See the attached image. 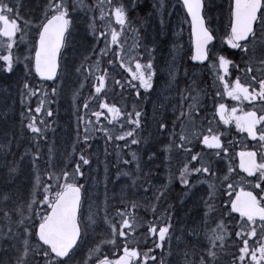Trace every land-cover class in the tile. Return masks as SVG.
Returning <instances> with one entry per match:
<instances>
[{
	"label": "rangeland",
	"instance_id": "374dc122",
	"mask_svg": "<svg viewBox=\"0 0 264 264\" xmlns=\"http://www.w3.org/2000/svg\"><path fill=\"white\" fill-rule=\"evenodd\" d=\"M205 1L208 17L211 20V23H213V28L219 35L218 42L212 48V54L214 57H212L211 62L213 63L215 58L219 56V48L225 43L224 41L227 36L230 21L231 0ZM5 2L8 3L10 7H14V9L18 8V16L20 18L18 23L21 31L17 33L16 42L12 49L13 57L19 58L13 65L14 71L7 72L0 70V144L8 145L6 150H0V176L3 170L4 173L6 172V169L2 166L5 160V151H7V156L11 150L14 152L13 147L16 139V137H14L15 131L17 133L19 130H28V124L26 121L29 123L31 117H35V109L40 106V100L43 99L44 101L49 102L48 99L43 98V89L36 84V80L31 73L33 69V54L38 36L37 25L44 19L45 8L48 4V0H5ZM100 2H103V0H100ZM68 3L71 4L72 0H68ZM85 3L90 6V10L87 11V13L84 11L73 13L74 23L70 29L71 35L68 42H66L62 53V74L60 75L59 80L50 87L49 91H47V93H51V101L53 103L52 105L50 103L44 104L41 112L38 113L39 117H35L36 123H39L42 126L47 125L50 128L53 127L54 129L47 134V140L50 144L55 146V153L53 149L49 148L46 156V158L51 162V165H53L51 173L60 174L62 171L69 172V167L72 166L71 161H73L72 159L74 157V153L72 151L71 138L78 135V132L80 134L81 128L78 117L85 113L83 112L85 111L83 104L89 97H86L87 92L85 88L89 82L88 78L93 77V74L96 72L93 71L92 75H88V68L90 63H93L95 68L99 69V65L97 64L99 56L97 58L98 53L95 52V48L97 49L100 44L102 45V48H106L105 37H100L99 33L101 31H106V38L109 44L111 41V29H115L116 27L115 30L121 33L119 43L124 42V45L125 42L127 43V49L124 47L126 50V54H124L126 64L128 63V57L131 56L133 58V62L130 66L133 69L135 58H144L140 54L144 56L151 55L152 63L155 61L156 65L158 64V75L157 77L155 76L156 83L153 82V87L150 89L152 92H148L150 96L151 108L148 120L149 129L143 134L140 146L142 154L145 153L147 157L145 163V168L147 167V169L144 171L148 174H159L161 172V170H159L160 167L154 163V161L158 159L159 154L162 153L165 156H174V165L182 158V151H177L174 146L170 152H165L164 147H159L170 143L173 139V137L170 136L173 129H175L176 133H179L181 123H183L185 127L188 128L189 132H191L192 126L194 125L196 130L200 131L202 135L198 138L192 137V143H197L198 139H201L203 135L208 132V129H205L204 126H210L212 131L215 129L213 126L208 125V121L205 119V116H203V119H200L199 124L194 121L191 123L189 121H183L180 116L181 111L185 113L181 106L185 102L184 93H187V88H183L179 80L182 74H187L188 72V69H186L185 73H183L182 60L186 50L188 51L190 48L189 29L188 26L185 27L183 18V12L185 13L184 7L182 4H179V0H163L164 7L160 6L161 0H148L149 5L146 6L143 12H140L143 16L144 27L140 29V45L135 47L134 45L128 46L129 40H131V34L134 33L131 28L132 21H128L123 30H121V26L116 22L114 15L111 19H101L100 10L97 6L98 0H85ZM140 3L141 2L139 0H111V8H114L119 4H123L128 14L132 10L133 6L136 8ZM103 11L106 14H110V5L108 3L104 4ZM171 18V33H174L171 37L172 44L169 48V59L166 60V64L159 59H157V61L154 59L153 61L154 48L158 39L157 23L161 19ZM25 21L29 22L28 25L25 24ZM93 21L95 22V33L89 27ZM138 31L139 30H137V32ZM21 32L23 33V38H21ZM90 39L96 43L93 53V50H89V43L91 42ZM142 48L144 49L143 52L140 51ZM106 50L107 49H105V52ZM99 52L102 54L101 49ZM3 54L5 53L0 52V55ZM26 57L27 59H25ZM91 58L92 60L89 63ZM3 64L4 62L0 60V69L3 68ZM81 65H83V67L81 68V72L78 73L76 69L81 67ZM194 70H190L191 76L195 75L196 72ZM170 73L174 74V76H170ZM123 78L124 75L120 74L118 71H114L111 73L108 81H110L111 86H114L116 84L114 81H123ZM205 79L209 82V84L205 87L210 89L208 92L210 94L212 93L213 87V84L210 81L212 80L210 74L205 73ZM195 81L199 82L198 80ZM25 82H27L29 87L36 93L32 98L31 95L28 94V91L23 87ZM53 88L57 89L55 94L51 91ZM189 90L196 92L199 91L196 83H194L193 86L191 83ZM196 95L199 94H195L194 96ZM32 99H34L35 105L30 107L29 102ZM94 107H96L94 103L90 104L89 100L88 113L95 112ZM180 107L182 109H180ZM49 108L52 110L51 116L47 115V110ZM174 115L176 116L175 121L171 118ZM157 118L164 123L166 122V119L171 118L169 120L171 122L173 121V123L169 121V126L166 125L168 129L167 132L160 130L159 126L154 123V120ZM50 128H47V130H50ZM151 133L153 134V139H151ZM222 138L227 139L230 144H233L237 139L231 131H226L222 134ZM57 140L59 141L58 143ZM175 140L176 143H179L178 135L175 137ZM113 142H115L114 139L111 140V143ZM254 143L258 145L256 148L260 150V162L264 159V144L258 139L255 140ZM248 144L249 143L247 141L246 143H237L234 148L228 149L227 154L221 151L220 156H216L215 152L217 150L213 149L209 152L201 153L204 162L210 165L211 171L215 172L218 177L227 174L228 167L233 169V172L230 174V179L227 181V183H231L233 185V189H227L222 186L219 180L215 181L217 185L216 198L214 201H210L213 203L214 207L210 217L208 218L210 222L205 224L204 214L207 211L205 207V200L208 199V183L212 182V177L196 174L189 180L190 183L194 185L193 187L189 188L185 185H181L179 187V193L181 195V215H179L180 218L176 230L171 232L170 241L165 242L161 253L160 264L161 260H163L164 264H181V261L178 260L177 257L181 244L189 237L192 241L199 240L203 235H205L204 238H207L206 229L214 228L216 223L220 220L223 221L226 229L225 240L231 237V230L233 228L240 230L238 225L241 219H236L237 217L230 211V203H225V201L228 200L229 196L233 199L236 192L241 187L255 190L260 196L261 194H264L261 193L259 189L253 187L256 183V179L254 178L256 176L255 174V176H249L248 173L243 172L249 177L241 174L239 175L241 169L239 167V153L248 149ZM186 147L189 146L186 145ZM91 148L92 159H88L89 164L87 165L88 167L90 166V174H88V178L84 182L85 185L83 186L85 194L81 221L87 219L90 211L92 213H98L99 217L97 219V224L88 228L87 234L83 237L74 256L78 260L81 258V260H79L80 262H77L79 264H92V262L100 257V255H115L118 251L117 236L113 238L111 229L103 222L105 212H107L112 221L117 224V228L121 222L120 217L116 214L117 211H108V203L106 201L105 194L107 193L108 199L109 190L105 185L107 180L106 171L103 168V158L105 157L104 149H107L108 145L105 143H97L96 141L95 145L91 146ZM195 149L198 148L195 147ZM150 154H155L152 159H149ZM24 156L25 158L23 159V162L27 161L26 155ZM54 156H56V160L53 161ZM130 157V167L136 168L137 162L139 163V166L141 165V161L138 158L134 161L132 156ZM195 162L196 166H199L197 161ZM30 166L33 172L31 177L28 178L26 173H20V171L17 173L21 175L23 174L22 179L26 176V180L31 183L29 185L26 184L28 193H31L33 190L36 175H39L41 179L42 172L47 169V166H43V161H35L34 165L31 161ZM121 166L123 165L120 163V160L111 163V167L113 168ZM241 170L243 171V169ZM131 171V176H135V170L132 169ZM170 172L173 176L171 180L169 179ZM178 176L179 169L174 167L173 172L171 170H164L161 172V176L151 180V188L153 192L152 199L149 200L146 195H143L142 199L147 202V206L139 208V212L142 214L146 212H149L150 215L155 214V211L153 210L156 209L159 204L166 203V200L170 198V196H166L163 200L166 192L170 195H175V192L177 191L176 183ZM130 181H132L130 174H120L113 180L112 192L119 200L128 197V193L130 192ZM63 182L64 179L61 176L60 183ZM51 184L55 187L54 180H52ZM13 185H16V183H13L12 180L10 182L12 197H14L16 193L21 192V187H13ZM0 188H4L6 191L9 190L6 186L4 187L1 184ZM160 189H163L162 193L159 191ZM157 196H159L158 200L156 199ZM168 203L171 206L175 205L172 200ZM152 205H155V208H153ZM163 208H165V205H163ZM165 209L162 210L165 211ZM149 227L151 226L148 221H139L134 232L136 233L135 240L138 244L145 242L147 232H142V230L146 229L148 231ZM193 227L197 229L196 235H193L190 231ZM204 228L205 233L202 235ZM257 232L258 235L256 237H245L249 240V244L256 247H258L261 242H264V232H260L259 227L257 228ZM178 237L179 239H177ZM113 239L114 243L112 242ZM101 241H103V243H101ZM98 244L100 245V251L97 254L90 256L89 250L95 248ZM222 248L223 247H218L219 250ZM14 257L15 254L12 253L10 247L7 251H5V248L0 245V260H3L4 264H15Z\"/></svg>",
	"mask_w": 264,
	"mask_h": 264
},
{
	"label": "snow or ice",
	"instance_id": "6c2138e0",
	"mask_svg": "<svg viewBox=\"0 0 264 264\" xmlns=\"http://www.w3.org/2000/svg\"><path fill=\"white\" fill-rule=\"evenodd\" d=\"M183 6L187 9L188 15L191 17L192 32L195 37L196 42V54L192 57L194 60L206 61L211 55L210 42L213 41V33L205 26L204 16L202 15V9L204 4L202 0H182ZM108 3L110 5V14H106L103 11L104 4ZM100 10L101 19H111L114 15L116 22L121 26L123 30L124 26L128 23L127 21V10L123 4H119L114 8H111V0H103L100 2L98 0L97 4ZM161 7H164L163 0H161ZM90 10V6L85 3V0H72L69 4L68 0H48V4L45 8V16L41 23L37 25L38 28V41L35 46L34 61H35V71L41 77H46L47 79H53L57 76L58 55L62 47L66 43V39L71 35V27L73 26V13L78 11ZM15 17V18H13ZM18 8L10 7L5 0H0V52L5 54L0 55V60L4 62L2 71L12 72L14 71V63L19 59L14 58L12 54V49L16 42V35L20 32V25L18 23ZM28 21L25 24L28 25ZM89 27L95 33V22L91 23ZM259 28L262 33H264V0H232L231 5V32L227 36V43L233 49H239L243 53L247 54L249 50V41L256 40V29ZM135 32V29H132ZM121 33L117 32L115 29H111V43L118 44L119 37ZM100 37H105L106 47L108 44L106 38V31H101L99 33ZM21 38H23V33L21 32ZM104 53L105 49H101ZM120 59L121 67H126L128 72L131 74V80L128 84L131 88L135 89L136 95H140V89L145 91L153 87L152 79L154 76L153 64L151 59L147 61L146 64H141L140 59L135 58V71H133L130 66L133 62L131 56L128 57V63H125V57L117 53ZM27 59V57L25 58ZM111 63V61L109 62ZM264 65V60L260 61ZM233 62L229 60L224 55H219L215 58L212 63V68L216 71L217 80L223 82L224 93L231 97L237 102L248 101L250 104L260 103L264 105V78L257 80L255 75H252V67L248 66L245 71L250 79V83H241L239 76L231 83L225 79V76L229 74V66ZM81 67H78L76 71L81 72ZM238 67V66H236ZM93 71L99 72L100 69L95 68V65H90L88 68V75H92ZM103 75H96L95 79L97 83L94 85L95 94H102V90L106 89V78L107 69H104ZM257 71H264V68L257 69ZM170 76L174 74L170 73ZM138 81V84L132 83V81ZM116 84H121V81H114ZM254 85H258L254 86ZM83 86V85H81ZM24 89L28 91L29 95H35L27 82L23 85ZM121 87L123 85L121 84ZM52 93L55 94L57 89H51ZM45 93L44 95H46ZM220 95L219 92L216 94ZM94 99V97H89L85 100L83 108L85 109V115L88 114L89 100ZM183 99V97H182ZM41 105L44 104L42 100ZM200 100L199 95L192 96L191 101L188 104L187 119L192 122V113L200 111ZM99 108L101 110L106 109L110 116L109 123H119V118L124 117L129 129L122 131V135L115 137L118 140H124L129 138L130 143L138 144L139 140L132 139L137 134V129L141 126V116L140 111H135V105H133V112L128 113L122 111L120 107L116 104H109L105 101H100ZM31 111V110H30ZM216 111L220 116V119L224 121L225 124L234 121L236 127L244 132L246 131L248 136L253 139H257L260 142H264V114L258 115V110L244 111L240 110V114H237V108L233 107L230 110L226 108L224 103L216 105ZM36 113L41 112V106L35 109ZM47 115H52V110L49 108L47 110ZM91 115L96 117V122L100 123V117L105 115L104 111H95ZM180 116L185 117V113L181 111ZM78 121L84 123V135L83 141L85 143L89 140V129L93 125V121L89 118L86 121L83 116L78 117ZM260 126L259 128L257 126ZM27 128L31 130L34 137L39 139L42 135V129L37 127L36 118L33 116L27 125ZM123 129V125H121ZM159 129L163 132H167V126L165 123L161 122L159 124ZM101 131L107 134V139L112 140L113 136L109 133V129L101 124ZM211 129L208 132L211 133ZM79 136V132L77 133ZM178 135L179 143H176L175 137ZM202 133L196 130L195 126H192V131L189 132L188 128L181 123L180 132L176 133L173 129L170 136L173 139L168 145L164 146L165 152H170L174 146L177 151H182L186 154L191 155V160L186 161L183 166L179 169V179L182 185L188 186L189 188L194 185L190 183L189 177L195 173L201 176H211L212 182L208 183V199L205 200V207L207 211L205 212L204 223L210 222L208 219L213 210V203L216 198V180H219L221 185L227 189H233V185L227 183L230 179V174L233 172L231 167H228L227 174L218 177L215 172H212L210 165L206 164L202 158V154L199 152L193 153L190 147L186 145H191L192 137H199ZM201 144L207 146L209 149L217 150L215 152L216 156H220V152L227 154L228 148L222 145L219 134L203 135V139L200 141ZM128 144L125 143V147ZM8 145L0 144V150H6ZM39 155L37 150L36 153L32 155V163L35 161ZM155 154H150L149 159H152ZM7 151H5V160L3 162V167L6 169L5 178L0 179V183L7 186L18 173V166L11 164L6 159ZM240 164L239 167L243 169L244 172L248 173L249 176L258 174L254 178L256 183L253 185L254 188L259 189L261 193H264V159L260 162L257 161V152L255 151H241L239 153ZM24 155L20 157L23 161ZM133 160H137L136 154H132ZM171 161V156H165V164L167 166L168 162ZM192 161H197L199 166L190 167ZM127 163V162H126ZM89 160L86 156L81 153L79 157V162L74 166L73 171L69 173L68 171H62L60 174H54L49 172V180L55 181L56 191L53 192V185L50 183H41L39 175L35 177V183L33 185V190L30 193V199L23 206L17 205L14 211L20 216V219L15 221V229L11 227L12 220L11 215L13 210L0 209L3 212V216L9 222L8 231L0 233V235L6 236L10 243L5 245V251L10 247L15 253L14 257L15 264H71L77 249L79 248V241L87 234L89 227H93L97 224V219L99 217L98 213L89 212L86 220L81 221V216L83 215L81 210L82 200H81V189L82 185L75 182H69L70 180H75L77 178L83 177L84 173L81 172L82 165H88ZM137 168L139 169V163L137 162ZM119 175V173H118ZM127 175V173H126ZM61 176L64 179L63 183H60ZM173 178L172 173H169V179ZM136 177L132 178L133 185L136 183ZM207 182V181H203ZM151 182H148L147 191L151 188ZM42 189V191H41ZM159 191H163L160 189ZM42 195V199H38V196ZM106 201H107V193ZM12 198L11 191L4 190L0 188V203L7 204ZM159 199V196L156 197ZM131 207L136 209L138 207L135 201H131ZM225 203H230L231 212L239 213L241 220L239 222V229L235 232V236L243 240V246L239 249L238 257L234 258L233 264H236L238 259L240 262L245 260L246 256L250 255L249 264H264V242H261L258 247L252 249L249 248V240L245 237L251 238L258 235L257 228L259 227L260 232H264V195L259 198L253 191L245 190L241 187L235 194V199L231 196ZM39 205H45L46 208H40ZM155 208V205H152ZM50 209V210H49ZM121 217V222L117 228V224L112 221L105 212L103 217V222L111 229V234L113 238L117 235L121 238L127 240L130 234H134L135 229L138 226V218L132 211H121L117 210L116 213ZM38 221V223H37ZM83 223V229H82ZM159 218H157L156 223H152L151 227L148 228V232L152 234L153 242L155 247H163L166 241L171 239V223L160 224ZM193 235L197 234V229L193 227L190 229ZM158 234V240H157ZM206 235L208 240V247L204 249L208 258L211 261H215L216 251L214 249L222 247L225 241L226 229L222 220L218 221L214 228L206 229ZM35 239V243H33ZM179 239V237L177 238ZM114 243V239L112 241ZM219 242V243H217ZM19 243L20 247H17ZM103 243V241H101ZM100 251V245H96L95 248L89 250V255H95ZM150 251V250H149ZM258 253V254H257ZM141 254L135 247H129L127 243L123 248V254L117 259H109L107 255L103 258H98L96 264H133L135 258L139 257ZM144 261L149 259L148 252L143 255ZM0 264H4L3 260H0ZM135 264H141L139 260H135ZM152 264H155V258H152ZM161 264H164L161 260ZM190 264V262H189ZM200 264H208L203 257H201Z\"/></svg>",
	"mask_w": 264,
	"mask_h": 264
},
{
	"label": "trees",
	"instance_id": "16d2710c",
	"mask_svg": "<svg viewBox=\"0 0 264 264\" xmlns=\"http://www.w3.org/2000/svg\"><path fill=\"white\" fill-rule=\"evenodd\" d=\"M149 3L148 1L144 0L140 5H138L136 8H133L132 11L129 12V18L130 19H133V20H136L137 17H139V15L141 16L142 20H143V16L139 13V10L141 12H143L146 8V6H148ZM139 24H133V26H138ZM138 27L134 28V29H137ZM114 46V44H110V49L107 51V54H104L103 56H101L102 60L99 61L98 63V67L100 69V71L97 73V75H103L104 74V69H107V74L111 73L112 72V65L115 63V57H114V53H113V49L112 47ZM129 46V44H128ZM99 55V54H98ZM143 57L145 58H140L142 61H141V64H146L147 61L151 58L148 57H145L143 55ZM111 61V63H109ZM91 65V63H90ZM89 65V66H90ZM88 80H95V77L91 78L89 77ZM131 80V78L129 79ZM188 82L191 84L192 82H195L194 80H189L187 79ZM134 81V80H133ZM198 81L200 82V87L202 88V90L204 91L205 93V96L207 98V103H211V99H215L216 98V95L215 94H212V93H208L210 89L206 88L205 86H207L209 84V82L207 81H203L202 78H198ZM222 88L223 87V84L221 85ZM220 87V88H221ZM93 90H95L93 87H89V97H94V99H91V100H95L97 102V104L100 103V101H105L107 102L108 101V97L110 96L108 93H105L104 91L102 92V94H95V92H93ZM126 91H127V96L131 97V96H136V94L132 93L130 94V91H132V88L130 86H128L126 88ZM148 90L145 91L144 89H141V93H140V98L143 99V102H146V99L148 98V94H147ZM122 96V93L117 95L116 96V100L115 101H111L110 104H116L117 106L119 105V98ZM86 97H88V95L86 94ZM88 97V98H89ZM213 101V100H212ZM30 107H33L35 105L34 103V99H32L30 102ZM108 103V102H107ZM142 113H143V110H142ZM84 117V120L86 121L87 119H91V116H89L88 114L85 115V113L82 115ZM103 119V118H102ZM92 120V119H91ZM28 124V123H27ZM37 127H40L42 129V135H40L39 139L37 140L36 137L33 136V134L31 133V130L28 129V130H19L17 131V137H16V140L17 141H20L22 143H24L26 146H23V145H15V148L16 149H24V151H33L34 153L39 152V156L41 157L42 161H43V166H47V169L46 171H43L42 172V177H41V183H52V180H49L48 178V173L49 172H52L53 170V165H51V162L49 161V159L46 158L47 156V151L50 149H55V146L50 144L49 141L47 140V134L51 131H53V127H49V126H42L41 124L39 123H36ZM80 134L79 136L77 135V151L75 150L74 151V156L79 159L81 153L83 150L84 151V155L86 157L89 156V151L88 149L90 148V141L88 140L87 143H85L83 141V135H84V123L80 121ZM116 129H118V126L116 125ZM47 128H50V130H47ZM91 130V132H90ZM119 131V130H118ZM89 132L88 133L89 135L92 134V133H100L98 127L96 125H93L90 127L89 129ZM95 135H90V139H92V137H94ZM15 140V141H16ZM225 143H228V141L224 140ZM27 143V144H26ZM73 148V147H72ZM117 150V149H116ZM42 151V152H40ZM118 151V150H117ZM115 150H108V153H105V157L103 158V160H106L107 161V164L109 163L108 165V183L111 184V182L118 176V173L121 171L120 168H113L111 167V163L112 162H115L117 160H123V158L125 157L124 156V153H120L119 151L117 152ZM191 160V157L187 158L180 166V168L183 166V164L186 162V161H190ZM77 164V163H76ZM75 161H73V163H71V167H73V165L75 166ZM190 167H194V161L191 162L190 164ZM81 172L84 173V176L83 177H80L78 179H75L77 180V182H81L82 180H84L85 176L87 175V166H83L81 167ZM195 173H193L190 177H189V180L192 178V176H194ZM5 177V173L4 175L2 176V178ZM16 181V185L15 186H18V187H21V192L20 193H16L14 195V197L11 198V200L5 204V206H1L2 208L4 209H8V210H13L12 211V215H11V220H12V225L11 227L13 228V230H16L15 229V221L19 220L20 219V216L14 211V209L16 208L17 205H20V206H23V204L27 203L28 200L31 198L30 197V193H28L27 189H26V184H31L29 183L28 180H22L21 178V175L17 174L14 179ZM33 183V182H32ZM180 179H179V176L177 178V183H176V187L178 189V187L180 186ZM57 189H54V187L52 188V191L55 192ZM42 191V189H41ZM178 191L175 192V195H174V206H170L169 208V212L170 211H174V213H176L175 211V208L178 209V207L180 206V200L178 198ZM43 198L42 195H39L38 196V199H41ZM113 199V196L111 195V197ZM132 200H126V201H123V203L125 204V208L124 210H132L134 211V209L131 207V202ZM123 211V210H122ZM0 226L2 227V231L3 232H7L8 231V227H9V222L8 220H6L3 216V212L0 213ZM184 245H189L188 242L184 243ZM187 249V248H185ZM149 247L148 249H140V253H142V256L144 255L145 252H148V255L150 253L149 251ZM215 250V249H214ZM199 251V257H196V256H189L190 258L184 260L185 261V264H200V261L199 258H200V250ZM202 251V250H201ZM216 251V258H215V261H211L210 258L207 257L206 255V260L208 262V264H218L220 262V259L222 257H218L220 256L219 254V251L215 250ZM238 252V255H239V251L237 250ZM222 254V253H221ZM222 256H224L222 254Z\"/></svg>",
	"mask_w": 264,
	"mask_h": 264
},
{
	"label": "bare ground",
	"instance_id": "6f19581e",
	"mask_svg": "<svg viewBox=\"0 0 264 264\" xmlns=\"http://www.w3.org/2000/svg\"><path fill=\"white\" fill-rule=\"evenodd\" d=\"M90 40H91V42L89 43V48L90 49L89 48L88 49L89 50H93L94 46L96 45V43L92 39H90ZM93 42H94V44H93ZM171 44H172V40L168 36H165V37L161 38L160 40H158L156 42V45H155V48H154V54H153L154 59L156 61H157V59H159V60L163 61L164 64H166V60L169 59V48L171 47ZM101 46L102 45L100 44L97 47V49L95 48V52L98 53L100 51V49H104ZM107 48L108 47H106L105 49H107ZM93 52H94V50H93ZM182 61H183L184 64H186L185 55L183 56V60ZM198 77L199 76H194L193 80H198ZM187 79H188L187 75H182L180 80H179L183 88H185V87L188 88L189 85H190ZM32 97H33V95H31V98ZM130 99L131 98L128 96L124 100V103H126V104L129 103ZM187 106H188V103L184 102L182 104V106H181L183 109L181 107H180V109L186 110ZM17 135L18 134L15 131L14 137H17ZM14 143H15V145L26 146L24 143H22L20 141H17V140ZM72 160L75 161V163L79 162V159H77L75 156L73 157ZM7 161H9L11 164H19V171L22 172V173H26L28 178L31 177L33 172H32V169H31L29 161H25V162L20 161V156L18 154H16L15 152H13L12 150L10 151V153L7 156ZM164 164H165V159H163L161 161V166H164ZM87 173L90 174L89 168H87ZM134 175L137 176L138 174L134 173ZM4 178L5 177H3L2 179H4ZM13 183H16V181L13 180ZM145 186H146V182L145 181L136 182L135 185H133V181H130V189H132V190H138V189L143 188ZM177 191L179 192V189H177ZM178 198L180 200V198H181L180 193H178ZM172 200H174V197H173ZM124 208H125V204L123 203V201H115V202L112 203L113 211H117V210H121L122 211V210H124ZM180 208H181V206H179L178 209L175 208L176 213H174V211H170L167 214L162 215L160 217L161 221L164 224L169 223V222L171 223V225H172L171 231H175L176 227L178 226L179 218H180L179 215H181L180 214L181 213L180 212ZM204 233H205V228L203 229L202 235ZM185 241L190 243V244L189 245H181L179 247V252L177 254V257H178V260H181V261L190 258L189 256L199 257V251L196 248V246L199 247L200 249H203V247H206V244H205V242L203 241V239L201 237L197 241H192L190 237L187 238ZM9 243H10V241H8V238H5V237H1L0 238L1 247L5 248V245H8ZM226 247H227V250H225L224 248H222L221 250L216 248L215 250L219 251L223 255H227L232 250V246L230 244H227ZM185 248H187V249H185ZM218 264H230V263L229 262H225L224 260L221 259Z\"/></svg>",
	"mask_w": 264,
	"mask_h": 264
},
{
	"label": "flooded vegetation",
	"instance_id": "af4514ba",
	"mask_svg": "<svg viewBox=\"0 0 264 264\" xmlns=\"http://www.w3.org/2000/svg\"><path fill=\"white\" fill-rule=\"evenodd\" d=\"M233 53H234V55H232V56L234 59V62H233L234 66H237V64H239V62L237 60V56H238V53H241L242 56L245 58L246 67H248V66L252 67V69H253L252 75H255L257 77V80L264 78V71H257V69L264 68V65H262L260 63V61L264 60V33H262L259 28L256 29V40L255 41H252V40L249 41V50H248L247 54L243 53L239 49H233ZM247 83H250L249 77H247ZM254 86L258 87V85H254ZM234 107L237 108V114H240L241 109H243L244 111L258 110V115L264 114V105H262L260 103H255L253 105V104H250L248 101H244L242 103L239 102V104H237ZM231 108H233V107L228 105V110H230ZM169 119H166V122H165V124L167 126H169V121H170ZM154 123H156V125L159 126L161 121L159 118H157L154 120ZM124 125H126V123ZM257 127L259 128L260 126L258 125ZM244 133L246 134L247 138L251 142L255 141V139L248 136L246 131H244ZM263 240H264V236H263Z\"/></svg>",
	"mask_w": 264,
	"mask_h": 264
},
{
	"label": "water",
	"instance_id": "95a60500",
	"mask_svg": "<svg viewBox=\"0 0 264 264\" xmlns=\"http://www.w3.org/2000/svg\"><path fill=\"white\" fill-rule=\"evenodd\" d=\"M182 1V0H181ZM202 2H203V4H204V0H202ZM186 9V8H185ZM203 10H204V7H203V9H202V15H203ZM186 11H187V9H186ZM189 16V15H188ZM204 16V15H203ZM189 18H190V21H191V17L189 16ZM204 20H205V17H204ZM205 26H206V20H205ZM207 27V26H206ZM191 32H192V25H191ZM214 37V36H213ZM192 38H193V56L196 54V42H195V37H194V35H193V32H192ZM214 40H215V38L213 39V41H211L210 42V44H212L213 42H214ZM63 48V47H62ZM61 51H62V49H61ZM61 51H60V54H61ZM60 54L58 55V57H57V59H58V64H59V67H58V70H57V75H58V72H59V68H60ZM193 61L194 62H196V63H205L206 61H198V60H194L193 59ZM34 64H35V61H34ZM36 72V71H35ZM37 75L41 78V79H46V80H53V79H55V78H53V79H47L46 77H41L38 73H37ZM251 151H254V150H251ZM245 190H248V189H245ZM248 191H252V190H248ZM254 192V191H253ZM254 194H255V192H254ZM81 200H82V190H81ZM235 213V212H234ZM236 214H239V213H236Z\"/></svg>",
	"mask_w": 264,
	"mask_h": 264
}]
</instances>
